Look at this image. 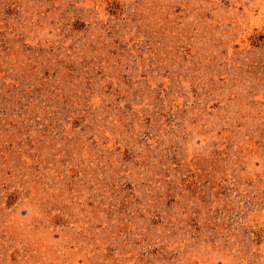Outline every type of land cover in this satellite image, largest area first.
<instances>
[{"label":"rangeland","instance_id":"rangeland-1","mask_svg":"<svg viewBox=\"0 0 264 264\" xmlns=\"http://www.w3.org/2000/svg\"><path fill=\"white\" fill-rule=\"evenodd\" d=\"M0 264H264V0H0Z\"/></svg>","mask_w":264,"mask_h":264}]
</instances>
